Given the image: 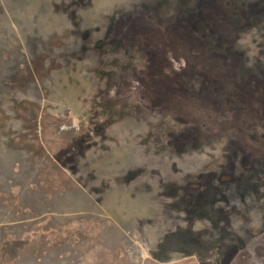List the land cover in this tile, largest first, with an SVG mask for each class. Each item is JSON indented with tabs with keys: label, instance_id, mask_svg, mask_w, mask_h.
Wrapping results in <instances>:
<instances>
[{
	"label": "rangeland",
	"instance_id": "1",
	"mask_svg": "<svg viewBox=\"0 0 264 264\" xmlns=\"http://www.w3.org/2000/svg\"><path fill=\"white\" fill-rule=\"evenodd\" d=\"M0 264H264V0H0Z\"/></svg>",
	"mask_w": 264,
	"mask_h": 264
}]
</instances>
